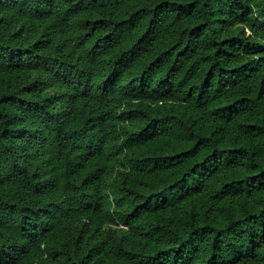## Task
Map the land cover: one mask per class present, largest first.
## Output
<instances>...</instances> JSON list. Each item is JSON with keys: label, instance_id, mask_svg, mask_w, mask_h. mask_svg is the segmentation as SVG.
<instances>
[{"label": "trees", "instance_id": "obj_1", "mask_svg": "<svg viewBox=\"0 0 264 264\" xmlns=\"http://www.w3.org/2000/svg\"><path fill=\"white\" fill-rule=\"evenodd\" d=\"M0 264H264V0H0Z\"/></svg>", "mask_w": 264, "mask_h": 264}]
</instances>
